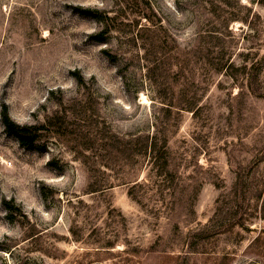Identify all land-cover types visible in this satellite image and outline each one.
I'll list each match as a JSON object with an SVG mask.
<instances>
[{
  "label": "rangeland",
  "instance_id": "1",
  "mask_svg": "<svg viewBox=\"0 0 264 264\" xmlns=\"http://www.w3.org/2000/svg\"><path fill=\"white\" fill-rule=\"evenodd\" d=\"M0 264H264V0H0Z\"/></svg>",
  "mask_w": 264,
  "mask_h": 264
},
{
  "label": "trees",
  "instance_id": "2",
  "mask_svg": "<svg viewBox=\"0 0 264 264\" xmlns=\"http://www.w3.org/2000/svg\"><path fill=\"white\" fill-rule=\"evenodd\" d=\"M81 12H83V14L85 15L94 18H99L95 13H92L91 11H81ZM2 121L7 135L16 138L21 144V146H23L28 150H36L37 144L42 138L43 134H45V132L50 130L47 124L40 126H19L11 120L8 114V110H5L3 112Z\"/></svg>",
  "mask_w": 264,
  "mask_h": 264
}]
</instances>
